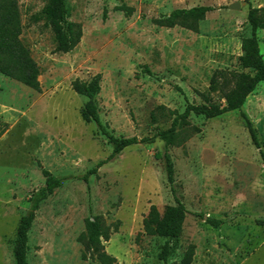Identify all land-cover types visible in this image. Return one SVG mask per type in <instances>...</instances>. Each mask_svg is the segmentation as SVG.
Masks as SVG:
<instances>
[{"label": "rangeland", "instance_id": "obj_1", "mask_svg": "<svg viewBox=\"0 0 264 264\" xmlns=\"http://www.w3.org/2000/svg\"><path fill=\"white\" fill-rule=\"evenodd\" d=\"M234 1L238 9L229 8ZM44 4L18 0L19 37L39 67V90L0 73V264H14L16 227L44 185L42 169L62 184L35 211L28 264H100L83 257L85 222L93 215L110 235L102 242L113 264H179L190 245L191 264H264V81L242 107L259 147L238 110L212 118L191 113L172 144L156 137L130 145L92 174L112 147L96 123L82 119L86 98L71 86L101 74V122L123 137L167 129L170 111L182 112L185 98L200 104L206 94L225 105L235 75L248 73L239 56L249 5L264 7V0H66L69 19L82 31L68 52L55 49ZM196 5L213 7L198 31L154 22ZM257 34L264 59V29ZM164 151L173 160L175 193L188 209L166 262L158 258L165 238L143 226L151 205L162 212L175 202ZM197 213L222 222L213 227Z\"/></svg>", "mask_w": 264, "mask_h": 264}, {"label": "trees", "instance_id": "obj_2", "mask_svg": "<svg viewBox=\"0 0 264 264\" xmlns=\"http://www.w3.org/2000/svg\"><path fill=\"white\" fill-rule=\"evenodd\" d=\"M44 1L45 4L41 9V14L45 19V24L51 28L54 34L55 49L60 52L72 50L81 38V25L69 19L66 0ZM212 9L213 7L209 5L175 8L168 14L154 19V22L160 26L174 27L180 25L192 31H198L199 21ZM19 16L18 0H0V73L35 90H39L40 86L37 78L39 67L31 57L29 49L21 42L19 37L21 32ZM247 22L249 34L241 40L242 54L239 56V62L243 68L248 69V73L241 72L235 75L232 87L223 93L226 104L213 103L206 94H202L206 102L200 104H194L185 98L183 111L180 113L170 111L175 116L169 127L158 131L152 137L115 136L102 124L96 100V95L100 91L101 74L97 73L93 75L88 81L73 80L71 83L73 90L86 98L81 108L82 119L85 122L93 121L96 123L100 132L106 137L112 147V151L107 159L99 160L96 166L91 168L88 173H95L107 160L115 157L130 145L140 142L150 143L156 137L162 138L166 146L172 144L175 141L177 128L187 122V118L191 113L212 118L228 111L238 110L247 127L251 140L259 147L256 129L242 107L246 97L255 90L257 84L264 81V59L257 34L259 29H264V7L249 5ZM213 82H215V77H212L210 88H213ZM162 156L166 177L171 185L175 202L167 204L162 212L155 205H151L147 215L143 219V226L148 234L159 235L165 238L158 253V258L166 262L171 253V242L180 235L188 209L177 197L173 187L174 165L171 155L168 151H164ZM155 157L159 158L160 154L156 153ZM42 174L45 177L44 185L29 197L31 202L29 210L19 218L16 227L13 245L14 264H28V232L35 218V211L40 202L62 184V178L53 175L49 170L42 169ZM197 216L205 219V222L213 227H218L222 222V219L211 217L210 215L206 216L205 213H197ZM109 237L107 228L102 224L98 216L93 215L88 217L85 222V235L82 239L84 246L83 257L88 253L90 257L100 264H113L116 259L105 250L102 242L103 240H108ZM192 260L193 246L190 245L183 253L179 264H191Z\"/></svg>", "mask_w": 264, "mask_h": 264}, {"label": "water", "instance_id": "obj_3", "mask_svg": "<svg viewBox=\"0 0 264 264\" xmlns=\"http://www.w3.org/2000/svg\"><path fill=\"white\" fill-rule=\"evenodd\" d=\"M228 6H229V8L238 9L240 7V2L234 1V2L230 3Z\"/></svg>", "mask_w": 264, "mask_h": 264}]
</instances>
